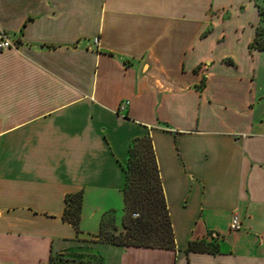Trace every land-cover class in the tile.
I'll use <instances>...</instances> for the list:
<instances>
[{
  "label": "crops",
  "instance_id": "0c3cea01",
  "mask_svg": "<svg viewBox=\"0 0 264 264\" xmlns=\"http://www.w3.org/2000/svg\"><path fill=\"white\" fill-rule=\"evenodd\" d=\"M263 24L254 0H0L16 44L0 51V264L76 244L69 194L82 238L122 222L142 137L176 249L112 247L105 264H264ZM200 240L218 251H187Z\"/></svg>",
  "mask_w": 264,
  "mask_h": 264
},
{
  "label": "trees",
  "instance_id": "16d2710c",
  "mask_svg": "<svg viewBox=\"0 0 264 264\" xmlns=\"http://www.w3.org/2000/svg\"><path fill=\"white\" fill-rule=\"evenodd\" d=\"M260 14L263 13L260 12ZM261 28H258L252 47L263 50L264 40L261 39ZM122 167L126 174V185L123 190L125 215L122 226L124 230L119 236L104 237L103 232L107 222L104 219L97 237H103L104 243L115 246L175 250L174 226L150 137L136 138L132 142L129 161ZM82 203V192L67 195L63 214V220L71 223L76 229L78 240L82 233L80 227ZM112 222L116 226L114 220ZM187 251L217 252L218 250L200 240L191 241Z\"/></svg>",
  "mask_w": 264,
  "mask_h": 264
},
{
  "label": "rangeland",
  "instance_id": "374dc122",
  "mask_svg": "<svg viewBox=\"0 0 264 264\" xmlns=\"http://www.w3.org/2000/svg\"><path fill=\"white\" fill-rule=\"evenodd\" d=\"M254 3L258 9V12L263 13L262 15L264 20V0H254ZM261 26V39L264 40V24ZM120 213L125 215V210L124 213ZM111 214L112 212H108V217ZM112 220V218L107 219L103 232V236L106 238L119 236L124 230L122 226L123 220L122 222H118V225L116 224V226L113 225L114 223ZM82 234L83 231L80 234V240L77 238L76 244H74L71 249L54 253L50 260V264H105V252L112 247H122L104 243V238H98V234L85 238H82Z\"/></svg>",
  "mask_w": 264,
  "mask_h": 264
},
{
  "label": "built area",
  "instance_id": "2783aa9c",
  "mask_svg": "<svg viewBox=\"0 0 264 264\" xmlns=\"http://www.w3.org/2000/svg\"><path fill=\"white\" fill-rule=\"evenodd\" d=\"M94 44H99V39H94ZM16 48V44L12 42L5 34H0V51ZM242 221L240 215L235 213L232 217L230 228L232 231H239L242 229Z\"/></svg>",
  "mask_w": 264,
  "mask_h": 264
}]
</instances>
